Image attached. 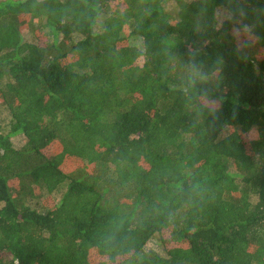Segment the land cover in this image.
Masks as SVG:
<instances>
[{
    "label": "trees",
    "instance_id": "1",
    "mask_svg": "<svg viewBox=\"0 0 264 264\" xmlns=\"http://www.w3.org/2000/svg\"><path fill=\"white\" fill-rule=\"evenodd\" d=\"M0 102V264H264V0H1Z\"/></svg>",
    "mask_w": 264,
    "mask_h": 264
},
{
    "label": "rangeland",
    "instance_id": "2",
    "mask_svg": "<svg viewBox=\"0 0 264 264\" xmlns=\"http://www.w3.org/2000/svg\"><path fill=\"white\" fill-rule=\"evenodd\" d=\"M113 5H114V3H111V6H113ZM170 9L173 10V6H171ZM218 15H219L221 20L226 19V17H227V14L225 12H223V11L219 12ZM24 37L29 42H33L34 41L33 36L28 31L24 32ZM139 64L140 65L143 64V59L139 60ZM10 119H11L10 114L8 113V111L4 107L1 106V102H0V122L2 123L3 127H7L8 126ZM251 137L253 139H256L257 138V132H254L251 135ZM24 143H25V140H24L23 137H17V138L13 139V144H14L15 148H21L24 145ZM253 201L255 202L256 198ZM149 247H153L154 249L157 250V247H156V245L154 243H150Z\"/></svg>",
    "mask_w": 264,
    "mask_h": 264
}]
</instances>
